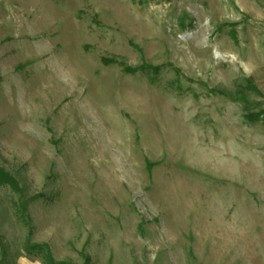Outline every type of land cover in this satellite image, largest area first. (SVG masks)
Wrapping results in <instances>:
<instances>
[{
	"label": "rangeland",
	"instance_id": "1",
	"mask_svg": "<svg viewBox=\"0 0 264 264\" xmlns=\"http://www.w3.org/2000/svg\"><path fill=\"white\" fill-rule=\"evenodd\" d=\"M47 252L264 264V0H0V264Z\"/></svg>",
	"mask_w": 264,
	"mask_h": 264
},
{
	"label": "trees",
	"instance_id": "2",
	"mask_svg": "<svg viewBox=\"0 0 264 264\" xmlns=\"http://www.w3.org/2000/svg\"><path fill=\"white\" fill-rule=\"evenodd\" d=\"M144 67H147V66H143V68ZM136 69V68H135ZM134 68H129V67H125V70L126 71H133V70H135ZM45 263L46 264H66V263H64V262H60V263H57L54 259H53V257L51 256V254L49 253V252H47V254L45 255Z\"/></svg>",
	"mask_w": 264,
	"mask_h": 264
}]
</instances>
